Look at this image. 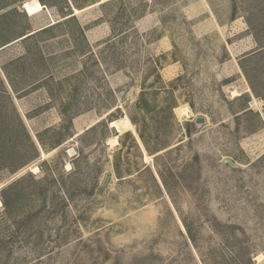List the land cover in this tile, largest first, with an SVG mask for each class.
<instances>
[{
  "label": "rangeland",
  "instance_id": "1",
  "mask_svg": "<svg viewBox=\"0 0 264 264\" xmlns=\"http://www.w3.org/2000/svg\"><path fill=\"white\" fill-rule=\"evenodd\" d=\"M253 46L264 0H0V75L49 145L0 171L1 200L25 177L2 200L0 264H264V105L240 92L241 71L264 86V50L240 61Z\"/></svg>",
  "mask_w": 264,
  "mask_h": 264
},
{
  "label": "trees",
  "instance_id": "2",
  "mask_svg": "<svg viewBox=\"0 0 264 264\" xmlns=\"http://www.w3.org/2000/svg\"><path fill=\"white\" fill-rule=\"evenodd\" d=\"M71 17L74 18L75 15ZM47 28L48 27L42 30H45ZM5 73H7L6 70ZM6 75L10 81V83L8 82L10 86L5 81L4 77L0 75V171L8 170L11 173H15L21 170L22 168L26 167L30 163L41 159V155H42L41 149L43 148V150H48L49 145L48 142L45 140L44 133L39 132L37 134L39 143L30 133L28 126L23 116L19 112L16 102L14 101V97L12 93H10L11 89L13 90V92L19 93V91L25 89V87H22L21 89L14 83L9 73H7ZM145 95L146 93L143 91V97L139 103L140 106H143L142 102L146 101ZM74 108L75 105L72 106L71 112L63 113V123L61 125L62 128H67L71 130V125H70L71 121H73V118L75 116L82 113V110L80 109L75 110ZM93 127L89 129H92ZM55 130L56 129H47L46 131L48 133ZM138 133L147 151L152 154L153 148L150 145L146 135L144 134L143 130H141V128H138ZM53 144L54 146L58 145L55 142H53ZM135 144L138 145V142H136V140H135ZM46 163L47 161L44 160L40 164V168L43 169V165ZM29 176H33V175L31 174ZM161 176L163 178L165 186L169 189L167 181L165 180V177L162 172H161ZM24 179L25 177L11 183L9 186L3 189L1 198L4 202V205H8V200H7L8 193L14 190L17 191L20 183ZM38 182L39 181L37 180H33V184Z\"/></svg>",
  "mask_w": 264,
  "mask_h": 264
},
{
  "label": "crops",
  "instance_id": "3",
  "mask_svg": "<svg viewBox=\"0 0 264 264\" xmlns=\"http://www.w3.org/2000/svg\"><path fill=\"white\" fill-rule=\"evenodd\" d=\"M253 48H256V46H253L252 48H250L251 50H248V52H246L245 54H243V56L241 57L240 61L241 64L244 60L246 59H254L255 56H257L259 54L260 51L264 50L259 48L257 50H253ZM247 71H241V76H242V80H241V89L240 92L241 94H248L251 98H254V100L252 101L253 103L256 104H261L264 105V86H259L258 83H254L251 81V79L248 77ZM245 80V83H244ZM251 102V103H252ZM261 115L264 117V113L261 111ZM264 120V119H263Z\"/></svg>",
  "mask_w": 264,
  "mask_h": 264
},
{
  "label": "bare ground",
  "instance_id": "4",
  "mask_svg": "<svg viewBox=\"0 0 264 264\" xmlns=\"http://www.w3.org/2000/svg\"><path fill=\"white\" fill-rule=\"evenodd\" d=\"M234 93L235 94H239V92H237V91H234ZM186 112V111H185ZM113 126H116L120 131H122V129L123 128H125V129H134V126H133V124H132V122L130 121V119L128 118V117H125V118H123V119H121V120H114V121H112V123H111ZM124 130V129H123ZM115 140H117V139H115ZM114 142V141H113ZM44 154V153H43ZM34 171L35 170H39V167L38 166H33V168H32ZM3 205V203H2V200L0 199V207Z\"/></svg>",
  "mask_w": 264,
  "mask_h": 264
},
{
  "label": "water",
  "instance_id": "5",
  "mask_svg": "<svg viewBox=\"0 0 264 264\" xmlns=\"http://www.w3.org/2000/svg\"><path fill=\"white\" fill-rule=\"evenodd\" d=\"M26 37V36H24ZM22 37V38H24ZM195 122L199 125H202V124H205L206 123V118L203 117V116H199L195 119ZM225 162L228 163L231 167H235L236 166V163L230 159V158H225ZM111 177V173L108 172L106 175H105V178L103 180V184H107L109 182V179Z\"/></svg>",
  "mask_w": 264,
  "mask_h": 264
}]
</instances>
